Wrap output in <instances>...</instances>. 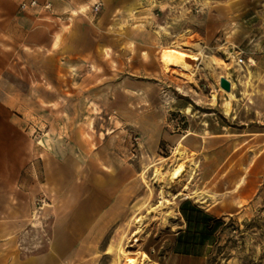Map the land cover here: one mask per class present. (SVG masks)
Listing matches in <instances>:
<instances>
[{"label":"rangeland","instance_id":"374dc122","mask_svg":"<svg viewBox=\"0 0 264 264\" xmlns=\"http://www.w3.org/2000/svg\"><path fill=\"white\" fill-rule=\"evenodd\" d=\"M248 1L216 0L210 8L212 0H183L182 32L159 26V8L147 23L108 10L76 13L90 26L82 63L13 64L19 28L11 21L0 32V109L17 136L21 125L34 146L71 147L77 164L80 149L97 151L94 169L102 159L131 164L134 196L100 242L96 264H264V0ZM0 3L15 11L46 4ZM209 10L217 16L203 21ZM92 24L116 25L115 32ZM222 77L229 92L219 86ZM185 200L209 209L216 223L201 243L200 216L186 223L178 250ZM43 205L37 198L32 213L40 250L49 229Z\"/></svg>","mask_w":264,"mask_h":264},{"label":"crops","instance_id":"0c3cea01","mask_svg":"<svg viewBox=\"0 0 264 264\" xmlns=\"http://www.w3.org/2000/svg\"><path fill=\"white\" fill-rule=\"evenodd\" d=\"M23 1L30 0H19V5ZM95 1L36 0L41 5L49 2L52 8L45 10L43 5V8L19 11L4 9L0 3V32L5 33L4 29L11 21L19 28L16 55L10 62L27 66L46 63L56 65L61 60L67 63H73L75 59L81 63L89 60L82 55V36L90 26L83 14H75L90 12L89 7ZM100 1L101 11H110L112 18L127 15L130 19L131 16L144 19L145 23L148 22L146 17L153 15L152 9L159 8L156 15L165 16L159 25L164 31L184 30V17L187 15L183 12V0ZM215 1L212 0L210 8L215 7ZM261 12L264 14V8ZM207 13L203 21L217 16L211 10ZM64 14L69 16L67 23L63 26L57 24V17ZM191 16L192 21L200 23V14L192 13ZM128 24L131 25L132 20ZM92 25L102 32H115L116 25L111 29H102V24ZM229 31L233 32L232 28ZM245 31H248L247 27ZM228 36L224 37L222 43L225 48L233 44ZM61 39L63 42H60ZM208 48L214 51L218 46ZM16 127L9 123L7 110L0 109V264H96L100 242L120 220L134 196L131 164L127 162L117 166L116 162L102 159L96 160L94 169L90 161L97 158V151L95 157L83 149L76 154L77 164L72 162L71 147L55 149L48 142L47 147L42 149L31 144V139L22 136L24 130L21 125L17 136ZM37 198H43L44 205L40 213L49 220L48 237L43 250L39 249V241L33 236L34 231H37L34 230L36 221L32 216ZM203 211L211 215L209 209L203 208ZM179 214L183 224L174 235L179 240L177 249L181 250V241L189 233L185 230L183 215ZM175 255L183 257L178 251ZM187 256L198 257L192 253Z\"/></svg>","mask_w":264,"mask_h":264},{"label":"trees","instance_id":"16d2710c","mask_svg":"<svg viewBox=\"0 0 264 264\" xmlns=\"http://www.w3.org/2000/svg\"><path fill=\"white\" fill-rule=\"evenodd\" d=\"M179 212L183 215L185 218V221L187 225H190L191 222L197 223L196 218H198V215L201 218V232H200V242L207 239L208 233L211 232L215 228L216 220L209 214L205 213L202 209L197 207L195 204H193L191 201H183L180 205ZM191 242H194L195 236L191 237ZM179 240L177 239L176 242ZM187 241V240H186ZM184 254H188L186 251L183 252Z\"/></svg>","mask_w":264,"mask_h":264},{"label":"built area","instance_id":"2783aa9c","mask_svg":"<svg viewBox=\"0 0 264 264\" xmlns=\"http://www.w3.org/2000/svg\"><path fill=\"white\" fill-rule=\"evenodd\" d=\"M37 5V2L36 0H31L28 4L26 3H21L20 7L22 9H24L25 7L27 6H35ZM45 8H48L49 7V4H45L44 5ZM101 7H102V2L100 0H96L95 2H93V4L89 7V10L92 14H97L100 10H101ZM242 55H243V52L242 51H239L238 52V63H243V59H242Z\"/></svg>","mask_w":264,"mask_h":264},{"label":"water","instance_id":"95a60500","mask_svg":"<svg viewBox=\"0 0 264 264\" xmlns=\"http://www.w3.org/2000/svg\"><path fill=\"white\" fill-rule=\"evenodd\" d=\"M219 86H220L223 90H225V91H227V92H229L230 89H231V87H230V82H229L226 78H224V77L220 78V80H219Z\"/></svg>","mask_w":264,"mask_h":264},{"label":"bare ground","instance_id":"6f19581e","mask_svg":"<svg viewBox=\"0 0 264 264\" xmlns=\"http://www.w3.org/2000/svg\"><path fill=\"white\" fill-rule=\"evenodd\" d=\"M196 45H198V43H196ZM227 110V109H226ZM226 112V111H225ZM193 169L191 168L190 169V172H189V176L193 173V171H192ZM194 197V196H193ZM200 199V198H199Z\"/></svg>","mask_w":264,"mask_h":264}]
</instances>
